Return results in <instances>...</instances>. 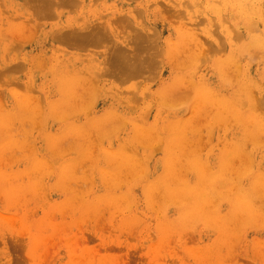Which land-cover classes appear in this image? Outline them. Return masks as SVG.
Listing matches in <instances>:
<instances>
[{
  "label": "rangeland",
  "instance_id": "obj_1",
  "mask_svg": "<svg viewBox=\"0 0 264 264\" xmlns=\"http://www.w3.org/2000/svg\"><path fill=\"white\" fill-rule=\"evenodd\" d=\"M47 1L0 0V264H264V0Z\"/></svg>",
  "mask_w": 264,
  "mask_h": 264
},
{
  "label": "bare ground",
  "instance_id": "obj_2",
  "mask_svg": "<svg viewBox=\"0 0 264 264\" xmlns=\"http://www.w3.org/2000/svg\"><path fill=\"white\" fill-rule=\"evenodd\" d=\"M52 1V0H51ZM64 2H66V0H63ZM54 2V1H53ZM62 2V1H61ZM64 2H62V3H64ZM69 2H71V1H69ZM59 3V2H58ZM57 3V4H58ZM52 4H56V2L55 3H52V2H49V1H47V0H40V2H39V6L41 5V9H43V7L44 8H47V6H51L50 8H51V10H52ZM238 4H239V6H240V8H242V13L243 14H245V12H244V6H245V4H247L246 3V0H238ZM54 8V7H53ZM39 9H40V7H39ZM40 9V10H41ZM45 10H47L48 11V8L47 9H45ZM44 11V10H43ZM56 11V10H55ZM50 12L51 11H49V12H47L46 14L48 15V14H50ZM53 12V11H52ZM51 12V13H52ZM40 13H42V10L40 11ZM263 13V12H262ZM44 14V13H43ZM46 14H44V15H46ZM245 16V15H244ZM114 23V22H113ZM111 23H109V25H110ZM253 24V23H252ZM251 24V25H252ZM101 26H103V25H97V24H95V25H86V26H78V27H75V28H73V29H70L69 31H63L59 36H61L60 38L63 40H66V41H69V40H72L74 43L76 42V44H77V42L78 43H86L85 44V46L86 45H90V44H93V43H96L97 45H98V43L99 42H102V41H104V40H107L108 41V39H112L113 38V35L111 34V33H108V32H106L105 30H104V27H101ZM106 26H108V25H106ZM253 26V25H252ZM113 27V26H112ZM251 27V26H250ZM249 27V28H250ZM114 28V27H113ZM107 29V28H106ZM114 30H115V28H114ZM107 31H109L108 29H107ZM115 31H117V30H115ZM114 31V32H115ZM111 32H113L112 30H111ZM116 33V32H115ZM109 34H111V36H112V38L109 36ZM117 34V33H116ZM119 34V33H118ZM121 34V33H120ZM119 34V35H120ZM119 35H114V37H119V38H121ZM123 36V35H122ZM110 37V38H109ZM248 37V36H247ZM255 37H257V36H255ZM125 38V37H124ZM117 39V38H116ZM122 39V38H121ZM259 39V38H258ZM63 40V41H64ZM119 40V39H118ZM128 40H130L133 44H134V46H129V44L130 45H132V43L130 42V41H128ZM147 40L146 39H144V34L142 35V34H136L135 36L133 35V36H131L130 38H127V39H125V40H122V41H120V43H114V42H112L113 44H112V49H125V51H128V52H130L129 51V49H149L150 48V44L148 43V41H150L149 40V38H148V41H147V43H145ZM65 42V41H64ZM72 42V43H73ZM90 42H92V43H90ZM106 42V41H105ZM128 42H130V43H128ZM88 43V44H87ZM126 43V44H125ZM73 45V44H72ZM77 45H80V44H77ZM249 45H251V44H249ZM80 46H82V47H84L83 46V44H81ZM111 49V48H110ZM116 50V51H117ZM117 51V53L114 51V53H116V54H112V58L114 59L115 58V65H116V68H118V70H120L121 72H123V74L124 73H127V75L128 74H133L134 76L135 75H139V73L138 74H135V73H137V72H139L140 71V73H141V71H144V70H142V69H144L145 67H147L148 65H149V63L152 61V59H150V57L149 56H145V55H142L144 52H142V54H141V57L140 58H138L139 56H137L136 57V59L135 58H133V56H135V55H133L132 57H130V56H128V53H125L124 51H122V50H120V51ZM136 52H138V51H136ZM135 52V53H136ZM139 54V55H140ZM136 55H138V54H136ZM116 56V57H115ZM235 56V55H234ZM144 57V58H143ZM117 58V59H116ZM113 62V61H112ZM119 71V72H120ZM126 75V76H127ZM122 76V75H121ZM131 77V76H130ZM247 112V111H246ZM249 116H250V113H249ZM248 117V116H247ZM249 118H252V117H249ZM236 121H237V119H236ZM258 127H260V126H258ZM262 127V126H261ZM256 139V138H255ZM253 140V139H252ZM259 140V139H258ZM253 141H256V140H253ZM262 141V140H261ZM260 142V141H259ZM256 143V142H255ZM254 143V144H255ZM260 144V143H259ZM261 145V144H260ZM216 179V178H215ZM211 182V181H210ZM209 182V183H210ZM188 191H189V189H188ZM221 193V192H220ZM237 202V201H236Z\"/></svg>",
  "mask_w": 264,
  "mask_h": 264
}]
</instances>
